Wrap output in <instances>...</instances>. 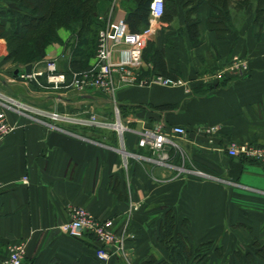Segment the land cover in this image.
<instances>
[{"label":"crops","instance_id":"crops-1","mask_svg":"<svg viewBox=\"0 0 264 264\" xmlns=\"http://www.w3.org/2000/svg\"><path fill=\"white\" fill-rule=\"evenodd\" d=\"M256 4L247 0L232 8V26L220 37L205 23L208 0H173L169 19H152L147 12V22L135 30L125 22L134 1L108 0L106 10L98 13L102 25L120 18L144 38L146 56L139 75L159 72L152 69L145 50L154 47L162 50L166 69L159 73L180 79L175 84L146 81L115 88L114 101L128 127L122 133L124 149L148 154L135 146L136 130L159 121L182 124L187 133L177 136V147L169 149L171 163L176 165L182 155L184 165L207 176L175 170L167 178L154 177L149 165L131 154L123 162L110 137L85 135L80 124L66 119H44L59 126L54 128L6 110L15 126L0 138V259L11 245L22 242L21 264H50L52 259L61 264L156 262L165 258L157 228L169 210L175 234L208 245L193 264H264V160L231 156L225 150L230 140L264 148V9L255 19ZM187 13L198 19L196 43L185 28ZM1 22L0 57L10 34ZM61 37V43L46 46L45 56L57 52L61 62L55 63V72L63 73L71 50L67 44H75V38L71 32ZM122 48V43L111 45L113 61L121 58ZM31 67L43 66L31 62ZM9 75L0 70V84L34 107L68 113L71 107L79 111L87 100L109 101L97 88L77 90L71 97L68 92L75 88L37 87L13 70ZM16 83L26 85V93L16 90ZM204 126L214 129L205 133ZM72 206L109 219L110 230L122 237L120 245L109 246L106 259L95 258L92 235L70 237L58 231Z\"/></svg>","mask_w":264,"mask_h":264},{"label":"built area","instance_id":"built-area-1","mask_svg":"<svg viewBox=\"0 0 264 264\" xmlns=\"http://www.w3.org/2000/svg\"><path fill=\"white\" fill-rule=\"evenodd\" d=\"M162 0H150L148 3V13L152 19L160 17L162 13ZM122 43V56L119 60L113 61L111 59V45ZM144 46V38L136 32L128 30L122 19L118 18L115 21H106L97 31V45L95 49L94 60L91 66L82 71L77 77L65 85V87H72L76 90H83L84 88H97L105 95L111 97V102L114 103V109L117 110L116 102L114 101L115 88L122 84L143 83L146 81H155L162 84L179 83L180 79L164 76L159 72L153 73L150 76L141 77L140 70L142 67V51ZM52 59H47L42 69H33L30 72H25L23 69L17 72L20 78H27L42 87H59V83L63 82L64 76L60 72H55ZM231 67H233L231 65ZM45 73V81L49 83H41L37 76ZM109 99V98H108ZM20 108H25V104L13 98L4 99L0 97V138L9 133L14 124L11 123L6 115V110H13L18 113L27 115L30 118L45 122L54 128L59 126L47 122L41 118H37L32 114L23 112ZM51 120L70 119L65 113H59L56 110H40ZM35 110V111H36ZM74 122L89 123L100 125L106 121L97 120L93 113H88L85 116H76L73 118ZM106 124V123H105ZM113 127L117 133L120 134L121 141L122 132L128 127L119 120L113 123ZM214 126H204L202 131L212 132ZM137 131L135 146L139 149L148 151V154L142 152L129 153L124 149L123 144L117 148L122 155L123 162L126 161L128 155L141 160H148L153 163L163 164L166 167L177 170V172H187L196 174L198 176H207L200 169L186 166L183 164L182 155L179 162L175 165L171 163L169 157V149L176 148L177 143L175 138L177 136L184 137L187 133V127L182 124H164L157 122L151 127H142ZM123 142V141H122ZM227 154L231 156H251L256 159L264 160V148L254 146L246 142H236L230 140L225 145ZM22 180H26L23 175ZM109 219H99L89 213L84 207L72 206L68 209L67 219L57 225L59 232L64 233L70 237H80L84 233L93 236L96 242V249L94 256L97 260H104L109 255V246H113L118 242V236L114 234L109 228ZM24 254V244L17 242L11 245L7 254L0 259V264H21Z\"/></svg>","mask_w":264,"mask_h":264},{"label":"trees","instance_id":"trees-1","mask_svg":"<svg viewBox=\"0 0 264 264\" xmlns=\"http://www.w3.org/2000/svg\"><path fill=\"white\" fill-rule=\"evenodd\" d=\"M108 0H18L20 7H24L27 11L23 14L15 12L23 22L17 24L18 20L13 21L8 11L0 8V16L4 17L8 22L10 34L7 36L9 41L17 40L20 43H24L28 46V55L36 54L42 56L44 54V47L51 38L55 36L53 28L55 26L63 25L69 27L70 31L74 34L75 44L71 46L70 56L66 60L63 66V82L59 85L65 86L73 78L77 77L82 71L87 70L91 63H88L91 57L95 55V49L97 45V31L99 26L102 25L103 20L98 18L100 11L106 10V2ZM133 6L127 7L125 15V22L129 29H137L138 24L141 25L147 22L148 3L150 0H132ZM179 3L192 1L196 4L200 0H178ZM209 12L205 18V23L209 28L216 31L218 36H222L225 31H228L232 26V8L238 9V7L244 6L247 0H208ZM257 4L254 9L253 17L259 20V17L264 9V0H256ZM162 18L169 19L173 11V0H162ZM56 5H58L56 7ZM56 8L59 11L53 12L54 20L51 19L47 23V29L41 27L39 31L30 34L29 24L31 21L39 20V18L48 16L51 11ZM105 12L101 15H104ZM24 19L27 21H24ZM197 23L196 16L186 14L184 18L185 28L192 43L197 42ZM4 25L0 21V27ZM88 25L90 28H88ZM260 25V22H258ZM23 32L20 34V30ZM52 31V32H51ZM87 31V33L85 32ZM95 31V32H94ZM3 32L0 29V34ZM51 32V33H50ZM49 33V34H48ZM94 35L92 36V34ZM8 41V42H9ZM9 44V43H8ZM17 48H12L9 52L16 51ZM149 51V60L151 62L152 69H157L161 73H165L166 69L163 63L162 50L152 48H145ZM142 56H146V51H142ZM27 60L24 62H30ZM32 62V61H31ZM17 68V67H16ZM18 69V68H17ZM37 79L49 86V83L45 81V73L37 76ZM37 87H42L31 80ZM49 84V85H48ZM162 220L157 228V241L165 249V258L155 262L154 258H149L147 261H143V264H193L195 260L199 258L201 253L205 250L199 251L198 247L207 245L205 243L195 245L188 241L185 236L175 234L174 219L172 213L169 210H165ZM50 264H61L57 259H52Z\"/></svg>","mask_w":264,"mask_h":264},{"label":"rangeland","instance_id":"rangeland-1","mask_svg":"<svg viewBox=\"0 0 264 264\" xmlns=\"http://www.w3.org/2000/svg\"><path fill=\"white\" fill-rule=\"evenodd\" d=\"M20 4H18V0H0V8H3L5 11H8V13L11 15V17H12L11 19L13 21H15L17 19L18 20L17 24L19 23V25H20V22H23V21L20 18H18V15L15 12H19V14H23L24 12L25 13L27 12L24 9V7H22V5L20 7ZM57 6L58 5H56V7ZM52 10H53V8H52ZM58 11H59V9L55 8L53 11L50 12V14H48V16L41 17V18H39V20H36V21H31V23L29 24L30 34L32 35V34L38 32L39 31L38 29H40L41 27H43V28L45 27V29H47V27H48L47 22L51 19L54 20L55 16H53V12L57 13ZM19 19L21 20L20 22H19ZM1 20H3L5 22V24L8 25V22L4 17L0 16V21ZM24 21H26V20L24 19ZM2 28L4 29L5 26L1 25L0 29L2 30ZM88 28H90L89 25H88ZM52 31H54L55 36H53L52 38H51V35L49 36L50 37L49 41L46 43V45L44 47V54L42 56H38L36 54H29L28 55L27 54L28 53V46L26 44L20 43L17 40L9 41L8 38L5 37L4 38L5 53L0 57V70H2L4 73H6V75H9L11 73V70H13L14 68L17 67L18 68L17 72H18V71L23 69L24 62L27 60H30V59H31L32 63L37 64V65L41 64L42 66H44V63L46 62L47 59H49V60L52 59L54 62L53 63L54 68H56L55 63L57 62V64H59L61 62V60L56 58L57 52H55V53L53 52V53L45 56L46 46L49 44H50V46L51 45L53 46V44L61 43V40H64V38H62L61 36H64V34H67V37H68V34L71 31H70L69 27H65L63 25L62 26L61 25L55 26V28H53ZM95 31H97V29ZM85 32L87 33V31H85ZM62 33H63V35H62ZM93 35H94V33L92 34V36ZM68 46L71 47L72 45L69 43V44H67V47ZM12 48H17V49H16V51L9 52V50H12ZM31 61H30V63H31ZM17 72H16V74H17ZM22 79H24L25 82H27L26 84L28 85L29 80H27V78H22ZM13 86L16 90H20L21 92L26 93V85H24V84L22 85L21 83H16ZM0 89H2V90H0V97L1 98H4V99L13 98V99L18 100L19 102L23 103V105L25 104L24 109L20 108L21 110H23V112L30 114L28 112H31V110H32L33 112H31V114L33 116H35L37 118H41L43 120L46 118L48 119V117H46L44 112H39L36 110V109H40V110H46V109H44V108L42 109L40 107H34V105H31L28 102L26 103V101H24L26 99L24 96L22 97L19 94L12 95L10 92L11 90H7V88H4V86L2 84H0ZM13 91H15V90H13ZM75 92H78V91L73 90L72 92H68V95L71 97H74V96H76ZM106 97L109 98L108 102L96 100V102L92 101L93 103H91V101L87 100L86 101L87 104L84 102L85 104H83L81 106L82 110L80 109L79 110L80 112L78 110L75 112L74 108L71 107L70 110L67 111L68 113L65 112V114L67 116H70V119H66V120H69L70 121L69 123L74 124V125L80 124L83 127L81 129V133H84L85 135L95 136V137H99L101 139H103L104 137H110L115 142L116 147L118 146L117 148H120L122 146L123 142L121 141L120 134H118L116 129L113 127V123L117 122L118 120L120 122H122L121 121V118H122L121 117V109L117 105V110H115L114 109V103L111 102V100H110L111 97L107 96V95H106ZM87 105H90L92 108L87 110L86 109V108H88ZM50 110H55V109H50ZM58 112L60 113V111H58ZM61 113H64V112H61ZM88 113L89 114L93 113L95 115V117L97 118V120L106 121L105 122L106 124L103 123L100 125H96V124H89V123H82L81 124L78 122H74V119H73L74 117L79 116V115L85 116ZM143 161H145V163L149 165L148 166L149 171H152L151 173L154 175V177L164 179V178L169 177V175H171L172 173H175L174 172L175 170L171 169L169 166L166 167L163 164L153 163V162H150L148 160H143ZM116 236H118V235H116ZM121 241H122V237L119 236L118 242L115 243V245H120ZM207 246L208 245H202V246H199L198 249L201 252V250L206 249Z\"/></svg>","mask_w":264,"mask_h":264},{"label":"water","instance_id":"water-1","mask_svg":"<svg viewBox=\"0 0 264 264\" xmlns=\"http://www.w3.org/2000/svg\"><path fill=\"white\" fill-rule=\"evenodd\" d=\"M30 69H31V63L30 62L25 63L23 66V70L28 73L30 72ZM16 72H17V68H14L13 73H16Z\"/></svg>","mask_w":264,"mask_h":264}]
</instances>
